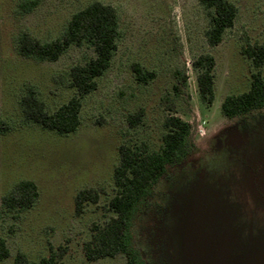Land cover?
I'll list each match as a JSON object with an SVG mask.
<instances>
[{"label":"rangeland","instance_id":"obj_1","mask_svg":"<svg viewBox=\"0 0 264 264\" xmlns=\"http://www.w3.org/2000/svg\"><path fill=\"white\" fill-rule=\"evenodd\" d=\"M24 1L0 0V120L9 127L0 132V237L10 250L0 264H13L19 252L33 262L56 253L57 264H126L123 255L89 262L83 246L94 225L114 217L108 203L116 194L119 146L158 152L169 115L191 124L190 155L141 207L134 247L146 264H264V109L233 120L221 109L228 96L250 88L256 69L242 50L264 44V0H230L235 24L214 47L200 0H38L23 13ZM95 1L116 9L120 35L110 69L82 100L79 128L62 135L26 121V89L33 87L49 112L57 110L77 95L72 67L94 50L74 46L57 62L39 61L19 53V36L60 38L71 17ZM204 55L215 59L212 105L202 102L193 67ZM135 64L154 79L138 82ZM140 109L142 122L132 128L128 116ZM24 180L36 183L38 201L6 212L2 198ZM84 189H96L100 200L78 216L75 196Z\"/></svg>","mask_w":264,"mask_h":264},{"label":"trees","instance_id":"obj_2","mask_svg":"<svg viewBox=\"0 0 264 264\" xmlns=\"http://www.w3.org/2000/svg\"><path fill=\"white\" fill-rule=\"evenodd\" d=\"M208 11L210 27L206 32L208 43L219 45L225 32L232 28L238 9L230 0H200ZM38 4V0H26L19 5L21 12L29 13ZM119 17L111 5L99 1L92 2L75 13L60 38L41 42L27 32L18 38L19 53L39 61L57 62L72 47L89 45L94 57L84 64L72 67L71 84L76 94L67 103L53 112H49L45 103L33 87L26 89L21 97V106L25 120L44 129L65 135L75 132L80 124L82 100L98 88V79L111 67L117 40L119 38ZM256 69L252 74L250 88L237 95L228 96L222 103V113L228 119L247 117L264 109V44L248 45L242 50ZM198 71L197 84L202 102L212 105L215 100L214 69L215 59L210 55L200 56L193 62ZM138 82L147 84L155 74L145 71L141 66H133ZM180 76V73L178 72ZM186 83V79L181 80ZM144 109L130 114L128 124L134 128L143 119ZM165 134L158 152H150L146 145L131 147L121 144L118 148L119 164L113 172L116 194L108 203V210L114 214L104 225L92 227L91 238L83 246L85 258L96 262L123 255L126 264H146L140 252L133 245L132 227L143 205L154 194L159 183L170 170L182 165L190 155L189 139L191 124L178 116L169 115L164 122ZM9 127L0 120V132ZM39 199V189L33 181L24 180L16 184L10 193L2 198L6 212H18L31 209ZM100 194L96 189H84L75 196V212L79 216L86 205L97 204ZM10 257V250L4 238L0 237V262ZM59 256L50 253L39 262L31 261L24 253H17L13 264H57Z\"/></svg>","mask_w":264,"mask_h":264}]
</instances>
